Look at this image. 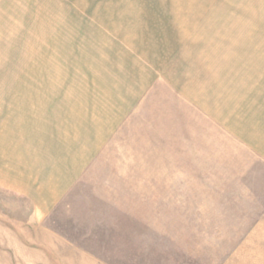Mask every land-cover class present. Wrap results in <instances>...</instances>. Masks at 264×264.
I'll use <instances>...</instances> for the list:
<instances>
[{"label":"rangeland","instance_id":"rangeland-1","mask_svg":"<svg viewBox=\"0 0 264 264\" xmlns=\"http://www.w3.org/2000/svg\"><path fill=\"white\" fill-rule=\"evenodd\" d=\"M181 1L0 0V264H264V174L244 173V147L235 134L243 89L235 80L213 89L203 37L182 36L175 17L196 14V8ZM213 1L208 12L232 6ZM210 17L190 21L189 27L202 32L214 24ZM262 20L263 32L253 21L244 28L261 34L247 40L259 48L255 63L264 66ZM207 38L206 49L218 42L221 49L239 46ZM209 57L217 59L215 51ZM219 57L224 77L229 66ZM143 70L146 85H135ZM262 71L242 67L251 75ZM213 90L215 116L213 105H205L212 103ZM107 112L117 118L114 134L128 130L130 147L133 132L164 133L163 144L136 143L130 153L145 165L125 168L157 181L112 184L119 216L102 208L99 235L86 229L92 215L76 220L77 210H88L76 202L92 198L95 190L106 198L110 184L95 180L123 170L118 152L110 150L112 165L93 162L82 170L97 177L76 184L82 189L69 195L70 206L37 221L38 201L46 196L42 184L68 172L60 139L76 131L68 128L67 117L76 116L78 125L92 116L101 127ZM197 132L203 152L199 159L186 157L183 150L192 148ZM53 229L80 246L62 245Z\"/></svg>","mask_w":264,"mask_h":264},{"label":"crops","instance_id":"crops-1","mask_svg":"<svg viewBox=\"0 0 264 264\" xmlns=\"http://www.w3.org/2000/svg\"><path fill=\"white\" fill-rule=\"evenodd\" d=\"M185 2L187 7L196 8V14L193 15H183L181 13L175 14L176 21L178 24H180V27L182 28L181 35L188 34L190 32H193L194 34H199L201 37H203L204 40V57L203 60H209L210 63V69L212 73V81L213 89H217L219 87L218 83L221 81H230L233 82L235 80L236 82H239L240 87H242V102H239L237 105V114L239 115V120L237 123V130L236 135L239 140V144L243 146L244 148V165L245 170L244 173L251 174L253 171L254 173L264 174V71L260 74H254L251 75L248 72L242 73V67L249 68L251 66H258L264 68L263 65L256 64L255 58L253 55V52L259 48L252 47L251 41L247 40L248 37L252 36L253 38H258L256 33L252 31L251 29H245L244 28V22L250 23L254 22L256 25V29H260L261 32L263 28L262 19L264 17V0H228L232 2L231 4H226L223 8H218V10L208 12V9L205 10V8L210 5L211 3H214V1L210 0L208 3L205 2V0H182ZM181 1V2H182ZM227 6V7H226ZM193 10V9H192ZM199 13H202L199 14ZM203 13H206L205 16H208L210 18H214V24L212 26L208 25L205 30L202 32L199 31V29H192L189 27L190 21H197V19L204 18L205 16ZM244 14V15H240ZM240 16H252L248 17V20H245L241 18ZM215 32L217 30L216 35L213 34L212 36H209V30H212ZM252 31V32H251ZM211 39H217L225 38L230 39L233 45H239L238 47H232V49H227V47H222L218 42L215 47L206 49L207 46H209L208 38ZM240 40V41H239ZM249 44L251 46H249ZM215 51L217 55V59L213 60L209 56L211 53ZM209 56L205 58L207 55ZM224 55V61L228 63L229 69L227 72V76L222 77L221 76V68H220V60L219 56ZM235 70H238L237 73H235ZM245 70V69H244ZM247 70V69H246ZM245 70V71H246ZM220 71V74H219ZM148 75L147 72L144 70L140 72L138 78L136 79L135 85L144 84L146 85V81L149 77H146ZM134 82V81H133ZM139 88V87H138ZM213 100L212 103L210 100L209 103L205 104L208 107H211L213 105L212 113H215L214 104L216 103V100L214 99L216 96L215 90H213L212 93ZM215 100V101H214ZM230 104V106H229ZM228 111L231 114L233 110V104L228 103ZM215 116V114H214ZM76 118L72 114H70L69 117H67V122L69 123L68 128L75 129V133L71 135L63 134L60 141H61V147L60 152L62 155V158H64L65 163H69L68 166V172L66 174H59V175H51L50 178H47V180L44 181L42 184V187L46 193V196L43 195L42 198L39 199L37 204V221H43L51 216V214L55 213V209L58 207L67 206V202L70 206L69 202V195L77 190H81L80 188H75L76 184L81 181V179H91L86 180V182L92 183V179L97 176H84L81 174L82 170L85 167H88L93 164V162H103L105 165H112L110 160V150L111 152L117 151L116 159L117 166H121L123 168L122 171L118 174H110L106 176H102V180H95V182H103L105 184H110L109 187H107L106 195L107 197H103L101 190H95L91 192L92 198H88L87 200H78L76 202L77 204L86 206L88 208L87 212H82L81 209L77 210V213L75 214L76 220L79 219V215L84 216L86 214H90V220L89 227L86 229L88 230H95L96 234L99 235L98 232L101 230V212L102 208H110L112 210V214H116L119 216L118 212V203L114 200H117L118 197H115V193L118 192L114 190V186L112 184L114 183H134L139 184L141 182H156L157 178L154 175L144 176L143 174L138 175H130L125 172L126 167L130 166H143L145 164H142L140 161L141 159H138L137 154H132L130 151L132 149H136V143H138L140 146H150V145H158L159 143H162L165 139L164 133H157L154 132L152 134L149 133H134L133 132V139L134 143L133 146L130 147V145H127L131 139H125L126 132L128 130H120L117 134L112 131L113 124L117 120L115 115L109 114L107 112L106 119L107 122L105 126L98 127L94 125V123H98V121H94L92 116L86 117L84 116L83 120L76 125L73 121ZM113 123V124H112ZM65 124V122H64ZM103 124V123H101ZM98 127V128H97ZM96 130V131H94ZM122 134H125L122 136ZM130 134V133H129ZM123 137L120 141V137ZM131 135V134H130ZM154 137L150 139V136ZM196 135V136H193ZM203 136H199V133L192 134L191 141L193 142V146L191 149L188 148V145H186V148L183 150V153L186 157H188V153H191L192 156L196 154V158L199 159V152H203ZM121 142V143H120ZM128 142V143H125ZM23 143V139L21 141ZM163 144V143H162ZM13 145V144H12ZM23 145V144H22ZM195 146V147H194ZM200 146V147H199ZM240 146V147H241ZM14 147V146H13ZM20 147V146H19ZM154 149L157 153V147L155 146ZM15 151H18L17 149L13 150L11 148V153H14ZM200 153V154H201ZM203 154L200 155L201 158ZM142 157V155H141ZM154 157V156H152ZM169 157H171V154L169 152ZM155 158V157H154ZM158 158V157H156ZM143 160H147V158H142ZM126 160V162H125ZM220 161V160H218ZM246 161V162H245ZM248 163V164H247ZM214 164V163H213ZM218 164V163H217ZM216 164V165H217ZM230 164H233L232 160L230 161ZM149 165H156V166H172L171 163H161V162H151L149 161ZM138 166V167H140ZM197 166H200L199 163ZM233 166V165H230ZM241 167V164H239ZM249 168H252L251 170ZM85 181V180H84ZM167 181V180H166ZM78 187V186H77ZM137 187L134 186L133 189ZM76 190V191H77ZM82 192V191H81ZM133 193V192H132ZM112 197H109V196ZM151 196V195H149ZM41 197V196H40ZM68 199V200H67ZM114 199V200H113ZM112 200V201H110ZM73 212L67 213L68 216H72ZM42 215V216H41ZM41 217V219L39 218ZM114 219H117L116 216H114ZM117 222H112L111 226L113 227ZM54 237L60 241L62 245L67 246H80L79 243H76L74 240H72L66 233L63 231H59L57 229H53ZM94 232V231H93ZM91 236V235H90ZM92 236H95L93 234ZM99 237V236H98ZM88 253L95 256L94 252L87 251Z\"/></svg>","mask_w":264,"mask_h":264}]
</instances>
